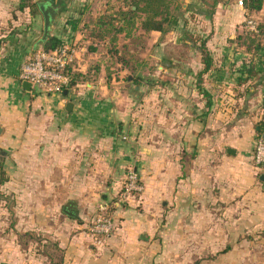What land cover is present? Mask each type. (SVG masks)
Here are the masks:
<instances>
[{"label": "crops", "instance_id": "0c3cea01", "mask_svg": "<svg viewBox=\"0 0 264 264\" xmlns=\"http://www.w3.org/2000/svg\"><path fill=\"white\" fill-rule=\"evenodd\" d=\"M18 1L0 0V227L10 224L0 264H219L264 252V170L253 159L264 71L238 70L248 55L233 41L245 21L238 0H221L211 20L199 17L213 57L202 78L200 50L171 30L181 50L167 57L163 87L102 74L67 94L20 83L44 19ZM86 54L81 46L74 57L81 71ZM130 170L143 189L125 198ZM70 200L78 217L63 211ZM105 202H113L114 228L97 245L89 231ZM48 228L53 249L20 242Z\"/></svg>", "mask_w": 264, "mask_h": 264}, {"label": "trees", "instance_id": "16d2710c", "mask_svg": "<svg viewBox=\"0 0 264 264\" xmlns=\"http://www.w3.org/2000/svg\"><path fill=\"white\" fill-rule=\"evenodd\" d=\"M220 1H194L184 10L181 0H118V5L112 4L113 6L98 12L97 15L90 16L87 21L82 20V14L87 6H82L76 11L78 16L70 15L67 21L61 24L65 31H52L44 42L39 43L43 36V32H41L37 38V45L31 46L25 51L23 58L28 52L38 49L49 51L65 44H70L76 49L85 46L86 55H91L87 68L85 71H81L77 64V58H74L64 69V73L70 77V82L68 88L63 90L61 94L64 92L67 94L69 89L77 87L80 83L96 82L102 74L109 83L116 77L117 80L121 79L124 82L130 80L135 85L140 84L143 87H163L165 80L160 75L153 77L152 74L147 76L142 74L143 70L152 68H148V60L143 55L148 48L147 38L151 32H158L165 36L171 30H179L183 35L179 36L178 39L192 42L201 52L203 68L198 74L202 78L213 66L212 53L207 46L209 35L197 26L189 29L188 25L191 22L188 16L197 19L198 25L201 20L199 19L200 16L211 20ZM240 1L242 4L239 3ZM39 2L41 1L20 0L19 9H29L32 15H40L42 13ZM52 3H55V0ZM237 3L245 11V20L253 19L257 22L256 31H250L244 25L243 31L233 40L238 47L243 48L248 53L238 70L242 75L255 77L264 71V0H238ZM55 6L60 13L67 11L63 1L55 4ZM177 9L183 10L181 17L176 15L175 10ZM186 12L189 14L186 15ZM74 32L76 35L78 34L79 38H76ZM164 59L170 61V59ZM19 81L24 83L20 79ZM39 91L40 93L52 94L43 90ZM262 105L264 107V97ZM257 126L259 129L253 150L254 161L257 142L260 138H264V117L256 123ZM256 166L260 174L262 168L259 165ZM126 180L124 184H126ZM134 193L125 198L131 197ZM113 209V202H110L107 213L111 219H113ZM47 247L53 249L54 244L50 247L48 244Z\"/></svg>", "mask_w": 264, "mask_h": 264}, {"label": "built area", "instance_id": "2783aa9c", "mask_svg": "<svg viewBox=\"0 0 264 264\" xmlns=\"http://www.w3.org/2000/svg\"><path fill=\"white\" fill-rule=\"evenodd\" d=\"M242 4V1L239 2ZM246 29L256 31L257 22L253 19L244 21ZM77 49L70 44L57 47L54 50L28 52L20 65L19 79L29 82L32 87L52 94H59L68 88L70 77L64 73L67 65L73 61ZM255 162L264 170V138H260L256 145ZM143 189L138 174L130 170L122 192L124 197ZM108 204L102 203L90 227V234L97 245L105 244L112 235L114 224L107 213Z\"/></svg>", "mask_w": 264, "mask_h": 264}, {"label": "rangeland", "instance_id": "374dc122", "mask_svg": "<svg viewBox=\"0 0 264 264\" xmlns=\"http://www.w3.org/2000/svg\"><path fill=\"white\" fill-rule=\"evenodd\" d=\"M34 1H42V0H34ZM62 1L64 2L65 6L67 7V11L60 13L61 17L58 20V25L60 24V26L62 23L67 21V19L69 18L70 15L78 16L79 14L76 11H78L80 8H82V6H87V9L82 14V20L87 21L90 16L92 17V16L97 15L98 12L105 10L107 7L113 6V5H118L117 4L118 0H55L54 4L57 5L58 3H61ZM187 1L188 0H182V3H187ZM231 2H232V0H231ZM17 4H18L17 7H19V1ZM175 13L177 16L181 17L182 11L177 9V10H175ZM188 19L191 22L189 24L190 27L195 28L197 26L202 31H204V28H205V31L208 30V28L206 26H204V28H203L200 24L198 25L197 19L192 18L191 16H188ZM40 34L41 33H39V35ZM171 36H172L171 33L170 34L168 33L165 36H162L161 34H150V36L147 38L148 48H147V50L144 51L143 55L148 60V68H150V67H152V68L143 70L142 71L143 75L147 76L148 74H152L153 77H157L156 75H159V74L162 75V73L164 72V70L166 68V63H167V61L164 58H167L168 56L171 57L172 54L176 55L178 53V51L181 50L180 48L174 47L173 42H171L174 39ZM169 42H171V44H169ZM77 49H79V48H77ZM177 55L179 56V54H177ZM139 86H141V85L139 84ZM105 203L109 204V202H105ZM62 205H63V203H62ZM62 213H63V211H62ZM20 218H21L20 216H17V219H20ZM18 223L19 222L17 221V224ZM17 224L15 226L16 227L19 226V229L21 228L22 230H24L26 228V227H23L22 223H19L18 225ZM30 227L34 228L35 226L30 225ZM13 228H15L14 225H13ZM32 228H30V229H32ZM9 229H10V224H9V226L6 224L5 225L3 224L0 227V248L2 249V251H4V247H7V244H8L7 243L8 240L3 239L2 237H4L5 231H8ZM32 231L33 232H31V233H35V234H32V237L30 235L28 236V238H27V236H25V238L20 239V242H24L25 244L28 243V246L32 247L34 249L35 248H40V249L44 248L46 250L48 244H49V247L52 245L53 240L50 238L51 233H52L50 231V228H48V231L47 230H45V231L41 230V232L39 231V233L36 230H32ZM25 233L28 234L29 232H25ZM45 233H47V234H45ZM27 234H25V235H27ZM29 237H31V238L29 239ZM21 240H23V241H21ZM249 244L251 245L252 243L249 242ZM256 248L257 249H254L253 251L252 250H250V251L246 250V251H249V255L238 254V255H231V256L222 257L220 262H218V263L219 264H264V252L262 251V248H260V247H256Z\"/></svg>", "mask_w": 264, "mask_h": 264}, {"label": "water", "instance_id": "95a60500", "mask_svg": "<svg viewBox=\"0 0 264 264\" xmlns=\"http://www.w3.org/2000/svg\"><path fill=\"white\" fill-rule=\"evenodd\" d=\"M53 0H43L39 2V8L43 15L44 19V30H43V36L39 40V43L44 42L52 33L54 30L58 20L61 17L60 12L58 9L52 4ZM24 86L26 88H30L31 84L29 82H24ZM73 107V104L70 102L67 105V109H71ZM261 180L264 181V174L261 175ZM63 211L66 215L71 217H78V209H77V202L74 200L68 201Z\"/></svg>", "mask_w": 264, "mask_h": 264}, {"label": "flooded vegetation", "instance_id": "af4514ba", "mask_svg": "<svg viewBox=\"0 0 264 264\" xmlns=\"http://www.w3.org/2000/svg\"><path fill=\"white\" fill-rule=\"evenodd\" d=\"M54 6H55V4L54 3H52ZM56 7V6H55Z\"/></svg>", "mask_w": 264, "mask_h": 264}]
</instances>
